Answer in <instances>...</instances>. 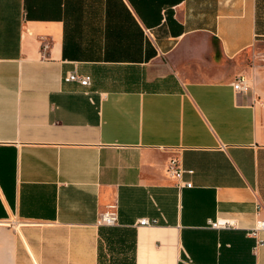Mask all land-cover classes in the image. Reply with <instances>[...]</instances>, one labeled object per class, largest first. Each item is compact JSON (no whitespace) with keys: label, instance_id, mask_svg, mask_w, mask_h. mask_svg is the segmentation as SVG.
Returning <instances> with one entry per match:
<instances>
[{"label":"crops","instance_id":"crops-1","mask_svg":"<svg viewBox=\"0 0 264 264\" xmlns=\"http://www.w3.org/2000/svg\"><path fill=\"white\" fill-rule=\"evenodd\" d=\"M111 206L132 264H264V0H0V264H101Z\"/></svg>","mask_w":264,"mask_h":264},{"label":"built area","instance_id":"built-area-1","mask_svg":"<svg viewBox=\"0 0 264 264\" xmlns=\"http://www.w3.org/2000/svg\"><path fill=\"white\" fill-rule=\"evenodd\" d=\"M45 49L47 48V44H44ZM66 81H76L81 85H89L91 83L90 75H85L79 73L77 70H72L65 76ZM233 86L236 90H247L249 85L247 81L243 77H239L234 83ZM194 171L192 169H186L183 167L181 160L177 156L170 157L168 164H167V174L170 177L175 178L178 181V186L180 187H191L192 182L190 180H185V174H192ZM99 223L101 225L106 226H115L118 224V212L115 206L109 207L105 210L99 219ZM140 224L146 225L151 224V221L148 219H141ZM211 225L216 228H231L236 227L237 223L235 219L227 218V217H217L214 221L211 222ZM264 230V219L259 220L256 227L254 228L255 231ZM260 244H264L261 242Z\"/></svg>","mask_w":264,"mask_h":264},{"label":"trees","instance_id":"trees-1","mask_svg":"<svg viewBox=\"0 0 264 264\" xmlns=\"http://www.w3.org/2000/svg\"><path fill=\"white\" fill-rule=\"evenodd\" d=\"M132 233L131 231L122 230L116 227H108L103 226L100 228V236L103 240V242H107V245L111 252H113V247H115L116 244H118L119 247L125 248L126 245V237H131ZM130 242H129V248H130ZM104 258V251L103 248L101 250L100 247V262L103 263Z\"/></svg>","mask_w":264,"mask_h":264},{"label":"rangeland","instance_id":"rangeland-1","mask_svg":"<svg viewBox=\"0 0 264 264\" xmlns=\"http://www.w3.org/2000/svg\"><path fill=\"white\" fill-rule=\"evenodd\" d=\"M125 248L121 249V247L116 244L115 247H113V252H111L109 247L104 246V258L102 264H132L130 258V251L129 255H126V251H123Z\"/></svg>","mask_w":264,"mask_h":264}]
</instances>
